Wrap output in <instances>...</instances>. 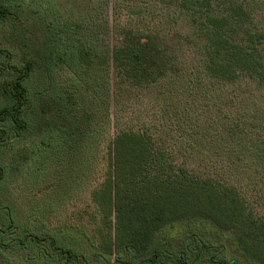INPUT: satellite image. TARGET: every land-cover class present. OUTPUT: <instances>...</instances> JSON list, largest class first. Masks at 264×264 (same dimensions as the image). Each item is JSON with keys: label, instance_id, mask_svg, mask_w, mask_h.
Listing matches in <instances>:
<instances>
[{"label": "trees", "instance_id": "16d2710c", "mask_svg": "<svg viewBox=\"0 0 264 264\" xmlns=\"http://www.w3.org/2000/svg\"><path fill=\"white\" fill-rule=\"evenodd\" d=\"M128 1L177 9L191 34L164 29L147 6L112 35L87 18L0 0V152L42 135L33 178L47 175L55 158L64 166L61 182L95 175L97 138L113 102L150 97L160 113L155 131L123 130L110 142L91 192L96 226L81 230L86 239L77 230L21 229L2 190L11 174L0 158V264H170L168 249L152 251L154 237L184 220L232 233L250 264H264V29L241 0ZM185 48L194 50L193 63ZM206 80L231 94L194 108ZM43 208L30 215L45 218ZM221 255H209V264H242ZM185 258L171 264H188Z\"/></svg>", "mask_w": 264, "mask_h": 264}, {"label": "rangeland", "instance_id": "374dc122", "mask_svg": "<svg viewBox=\"0 0 264 264\" xmlns=\"http://www.w3.org/2000/svg\"><path fill=\"white\" fill-rule=\"evenodd\" d=\"M241 1L250 6L253 24L264 29V0ZM23 4L25 8H41L42 6L44 10L51 8L56 12L66 13V16L73 15L75 19L87 18V20L101 25L103 29L109 30L112 35L117 25L125 23L127 25L133 21L129 16L132 10L146 9L147 6L148 18L157 22L164 29L183 35H190L192 31L186 15L175 8H168L159 3L146 5L128 0H24ZM3 30L4 27L1 25L0 34L3 33ZM5 43L3 37L0 36V49L6 48ZM185 54L189 62L193 63L196 60L193 49L185 48ZM2 63H4V59H2ZM71 74L70 71H66L64 76L67 78ZM230 94L231 92L227 87L215 86L206 80L201 92L194 97V108L199 107L201 109L205 105L211 106V100L216 99L213 96H217L221 100ZM156 104L150 97H140L118 106L114 102L112 103L110 109L111 122L108 123L104 136H101L100 139L97 138V144L99 143L95 160L97 164L96 168H92L95 175L89 180L88 176H84L83 180L73 178L72 181L64 180L61 182L59 179H63L61 175L64 173V166L56 158V162L50 167V172L48 171L47 175L42 172L37 178H33L31 169L39 158L37 145L42 144V141L45 140L42 135L29 136L18 141V144L15 143L7 152L2 153L1 151L0 154H6L0 155V158L7 178L11 174L2 186V190H8L7 194H10L9 197L13 200L15 209L18 210L17 212L14 209L17 225L21 229L25 227V230L32 233L46 232L54 235L77 230V233L81 234L84 239L87 238L81 232L84 227L89 229V233H93L92 228L96 224L92 221L94 217L92 215H94L96 208L92 203L91 192L99 185L100 172L105 164L104 154H106L109 144L114 140L116 134L123 130L155 131V125L159 124L160 121V113ZM202 116L207 117L205 113H202ZM156 136L158 135L156 134ZM46 142L49 143V141ZM21 153H28L30 156L25 160L20 157ZM2 190L0 191V200H3L5 194L1 196ZM40 205L45 207L43 210L46 211V216L44 218L43 215H40L39 219H35L30 213ZM6 206L8 205L6 204ZM11 208L13 210L14 207ZM51 210L52 213H50ZM205 245L219 249H216L217 251L210 250L212 254H209L204 252ZM234 245L232 233L220 231L207 221L184 220L175 222L157 232L152 251L160 253L168 249L165 254L168 256L167 262L170 264L178 259L183 260V255H185V261L188 264H193L192 259L196 255L198 256L196 264H209V255L219 256L220 253H222L221 256H237L241 258L242 264H250L242 253L235 249ZM200 249H202L201 252ZM6 254L9 255V252ZM151 254L141 258L147 259ZM10 257L14 259V256L11 255Z\"/></svg>", "mask_w": 264, "mask_h": 264}]
</instances>
